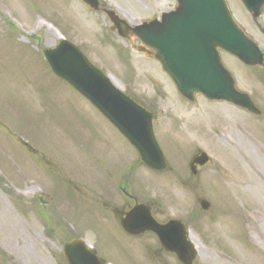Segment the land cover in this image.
Here are the masks:
<instances>
[{"label":"rangeland","instance_id":"374dc122","mask_svg":"<svg viewBox=\"0 0 264 264\" xmlns=\"http://www.w3.org/2000/svg\"><path fill=\"white\" fill-rule=\"evenodd\" d=\"M175 1L105 0L134 24L161 15ZM227 1L237 23L264 49V33L244 6ZM259 19L264 28V14ZM110 26L106 14L80 0H0V205L18 222L14 232L0 220V264H67L69 233L107 237L94 221L89 189L76 182L111 159L138 158L50 69L42 48L55 47L62 37L156 114L155 132L170 168L160 177L141 163L133 167L148 175L145 186L160 198V218H187L200 251L194 264H264V72L224 58L260 116L202 95L190 102L157 60L134 48L137 39L121 38ZM199 149L211 162L192 176L189 162ZM202 199L210 202L206 210Z\"/></svg>","mask_w":264,"mask_h":264},{"label":"water","instance_id":"95a60500","mask_svg":"<svg viewBox=\"0 0 264 264\" xmlns=\"http://www.w3.org/2000/svg\"><path fill=\"white\" fill-rule=\"evenodd\" d=\"M93 10L100 8L99 0H82ZM254 20L264 10V0H241ZM121 36L129 30L142 43L151 47L161 59L179 91L189 100L198 93L211 100H226L259 114L249 95L239 92L231 73L223 65L218 49L221 48L248 65H262L263 55L258 45L249 39L233 20L225 0H178L175 12L165 15L164 22L153 20L131 27L110 9L104 10ZM203 20L194 25L195 20ZM44 54L54 72L67 80L96 107L136 146L142 160L150 167L167 168L164 155L156 141L152 128L153 114L138 105L117 89L100 70L95 68L84 54L72 43L62 40L54 49ZM208 161L201 153L191 164L203 165ZM204 208L208 202L203 201ZM136 225V224H135ZM135 225L128 227L134 228ZM146 229L158 233L166 249L177 253L184 264H192L196 251L188 241L184 225L170 221L160 225L146 222ZM69 264H99L96 256L80 239L64 245Z\"/></svg>","mask_w":264,"mask_h":264},{"label":"flooded vegetation","instance_id":"af4514ba","mask_svg":"<svg viewBox=\"0 0 264 264\" xmlns=\"http://www.w3.org/2000/svg\"><path fill=\"white\" fill-rule=\"evenodd\" d=\"M99 140L104 147V139L99 137ZM117 160L119 164L116 165ZM130 161L131 158L111 159L105 168L82 181L94 199V221L101 230L108 232L102 239L94 237L92 249L103 264H169L166 256H176L164 249L154 232L130 233L123 227V219L137 204L145 205L144 214L150 211L159 222L165 221L159 217L160 209L145 190V175L133 169Z\"/></svg>","mask_w":264,"mask_h":264},{"label":"bare ground","instance_id":"6f19581e","mask_svg":"<svg viewBox=\"0 0 264 264\" xmlns=\"http://www.w3.org/2000/svg\"><path fill=\"white\" fill-rule=\"evenodd\" d=\"M45 24L44 21L42 20H38L37 21V25H43ZM52 25H50L49 27H51ZM34 189L33 186H30L28 188L29 191H32ZM261 196L264 198V193L261 192ZM0 210H1V213H0V220L2 222L3 225L6 226V228H9L11 229L12 231L16 232V227L18 226V222L15 220V217H13L10 213V211L7 209V207L1 202V205H0ZM190 237L191 239L193 240L194 244L196 247H198V242L197 240L195 239V237L190 233ZM200 252V251H199Z\"/></svg>","mask_w":264,"mask_h":264}]
</instances>
